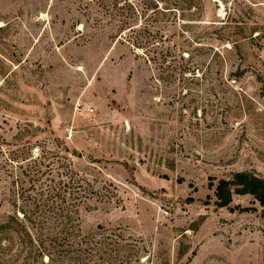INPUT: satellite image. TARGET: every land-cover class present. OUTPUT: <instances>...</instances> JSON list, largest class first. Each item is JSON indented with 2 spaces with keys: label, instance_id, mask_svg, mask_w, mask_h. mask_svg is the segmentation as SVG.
<instances>
[{
  "label": "rangeland",
  "instance_id": "1",
  "mask_svg": "<svg viewBox=\"0 0 264 264\" xmlns=\"http://www.w3.org/2000/svg\"><path fill=\"white\" fill-rule=\"evenodd\" d=\"M143 1L0 0V222L67 184L64 264H264V207L209 187L264 178V0Z\"/></svg>",
  "mask_w": 264,
  "mask_h": 264
},
{
  "label": "trees",
  "instance_id": "2",
  "mask_svg": "<svg viewBox=\"0 0 264 264\" xmlns=\"http://www.w3.org/2000/svg\"><path fill=\"white\" fill-rule=\"evenodd\" d=\"M120 1L97 0V5L105 15L116 18L123 14V8L119 7ZM183 2L187 0L166 4L163 0H144L143 9H152L154 12L161 9L178 11ZM160 3L165 4L162 5L165 7L160 9ZM136 14L139 12L136 11ZM119 22V29H130V19L125 18ZM27 155L28 153H23L22 158L25 159ZM66 185L47 193L40 191L33 198L29 196L30 203L19 204L17 198L13 199L12 213L0 222V244L3 238L5 241L4 249L0 251L1 256L8 259L5 260L6 263L11 258L12 264H64L74 260L77 263L81 261L85 245L82 240H76L72 224V218L78 210L75 204L78 194L73 190L68 192ZM209 187L213 188L218 208L229 207L234 195L250 196L264 207V178L238 172L227 180L211 182Z\"/></svg>",
  "mask_w": 264,
  "mask_h": 264
}]
</instances>
